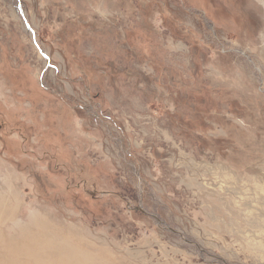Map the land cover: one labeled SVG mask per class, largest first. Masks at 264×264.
<instances>
[{
  "label": "rangeland",
  "instance_id": "rangeland-1",
  "mask_svg": "<svg viewBox=\"0 0 264 264\" xmlns=\"http://www.w3.org/2000/svg\"><path fill=\"white\" fill-rule=\"evenodd\" d=\"M11 263L264 264V0H0Z\"/></svg>",
  "mask_w": 264,
  "mask_h": 264
},
{
  "label": "bare ground",
  "instance_id": "bare-ground-1",
  "mask_svg": "<svg viewBox=\"0 0 264 264\" xmlns=\"http://www.w3.org/2000/svg\"><path fill=\"white\" fill-rule=\"evenodd\" d=\"M16 201V200H15ZM8 206V205H7ZM33 217V216H32ZM35 218V217H34ZM36 219V218H35ZM32 220V219H31ZM30 220V221H31ZM30 224H31V222H29ZM23 225H24V223H23ZM29 226V225H28ZM31 226H32V224H31ZM30 228V227H29ZM31 229H33V228H31ZM23 232H25L24 230H22ZM57 236V235H56ZM23 238V237H22ZM49 238V237H48ZM9 240V239H8ZM38 240H41V239H38ZM25 241V240H24ZM31 242V241H30ZM37 244V243H36ZM2 246H4V245H2ZM47 246V245H46ZM6 248V247H5ZM85 251V250H84ZM21 254V253H20ZM4 255V254H3ZM14 255V254H13ZM9 256H11V255H9ZM10 260V259H9ZM13 261V260H12ZM2 262V261H1ZM12 264V263H11Z\"/></svg>",
  "mask_w": 264,
  "mask_h": 264
}]
</instances>
